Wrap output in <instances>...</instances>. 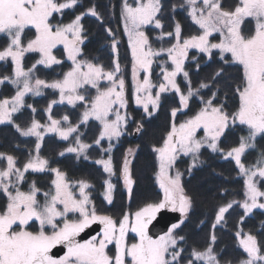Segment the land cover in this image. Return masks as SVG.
<instances>
[{
  "label": "snow or ice",
  "instance_id": "snow-or-ice-1",
  "mask_svg": "<svg viewBox=\"0 0 264 264\" xmlns=\"http://www.w3.org/2000/svg\"><path fill=\"white\" fill-rule=\"evenodd\" d=\"M78 0H65L58 3L57 0H0V34H5L9 43L0 50V61L11 58L15 65L14 78L5 76L0 78V83L10 81L17 86V91L10 99L0 100V124L14 123L13 114L20 111L24 106V98L27 93L41 95L42 88H51L59 91L60 102L67 101L75 106L77 102H84L86 97L80 94V89L90 86L96 90L95 97L90 101L82 116V123L90 117L100 121L103 128L95 144L99 145L105 137H119L122 134L121 125L125 122L118 109L123 108L127 101L124 96L125 80L118 77L121 71L118 60L114 61V69L106 71L102 65L87 60H79L81 44L84 42L83 26L81 24L83 13L75 16L68 24L56 25L50 21L53 13L62 12L64 9L73 8ZM190 9L189 15L193 22L199 25L202 33L181 40V26L175 25V32L161 33L164 36H173L175 43L170 48L154 50L149 43V38L142 30L145 25L155 24L156 28H162L157 14L161 11L160 0H136L135 6L124 0L122 18L124 31L129 38L133 57V79L135 81L136 103L142 104L144 111L149 112V105L153 110L158 108L160 94L169 88L180 93V103L188 107L190 97L195 95L189 86L187 94L181 92L176 82L178 73H183L187 79L189 73L184 70L185 60L189 49H198L201 53L212 56L213 50L218 49L221 59L228 63L223 56L229 53L231 62L242 66V79L235 88L239 105L236 111L229 113L223 104L213 103V97L204 102V107L196 115L180 123H173L171 131L164 139L163 145L154 148L159 161L157 178L159 187L163 190V197L155 202L146 203L134 213V219L125 213L117 221L112 216L98 214L89 193L86 191L90 185L86 181H78L79 196L70 187L66 174L58 168L49 169V161L39 155L41 143L35 145L36 155L23 165L17 167L16 158L6 153H0V160H6V167L0 169V192L7 197V203L3 211H0V264H180L183 260L182 251L178 249L177 229L184 223L179 219L178 223L166 226L164 235L153 239L149 235V225L157 220L158 214L164 210L178 212L181 217H186L192 207L191 197L185 193L181 184V173L170 175L179 153L192 154L197 159L200 149L206 144L213 151H222L218 148V140L230 125H244L248 128V135L241 137L237 147L226 152L225 158H234L240 171L247 177L245 181L247 199L240 204L245 215L253 209H264V203L258 202L264 197V191L257 186L254 178L264 179V156L251 168H245L241 162L242 155L247 149L255 148L258 136L264 137V0H239L234 10H227L222 0H186ZM88 14L96 17L101 23L103 18L96 12L95 7L88 10ZM246 18L255 21L253 34L244 35L241 24ZM26 29H34V38L27 44L23 43V34ZM112 35L111 29H108ZM213 33H220L222 39L219 43H211L209 37ZM57 45H62L68 59L72 61V68L63 75V79L47 83L45 80L35 78L33 72L37 65H58L62 62L53 54ZM117 41L112 40V50L115 52ZM167 52L169 59L174 65L172 71L162 68L163 81L159 84V91L152 95L150 74L153 57ZM25 53H38L39 59L27 70L22 66ZM146 75L143 80L139 79L140 72ZM223 68L219 69L213 79L222 76ZM106 80L109 86L101 88L100 82ZM190 84V81H189ZM201 88L208 87L201 84ZM198 91V90H197ZM143 93L144 95H141ZM53 100L46 111L49 113L50 124L43 125L33 119L26 128L15 125L16 130L24 137L35 136L38 141L43 140L44 129L49 133H58L63 140L78 132V125L69 124L61 126V120L51 116ZM32 108L31 105H28ZM35 112V109L32 108ZM178 109H172L175 117ZM110 114H115V119L110 120ZM67 122V115L62 117ZM142 126L137 127V132ZM203 129L204 137L197 139V131ZM78 147H68L65 151L82 154L90 145L82 143L79 136L76 137ZM129 153L132 149L128 150ZM64 153H61L63 155ZM87 159V156H85ZM103 165L105 172L114 175V167L111 157L107 160H98ZM44 172L49 170L55 174L51 181L53 188L43 193L44 201L38 200L40 189L33 182L28 191H22L19 187L25 179V173ZM122 175L128 193H132L133 179L130 169V161L125 156ZM105 198L109 204L113 200L114 185L105 181ZM91 205V207H90ZM233 207V202L221 206L216 214V223L219 224L225 218V214ZM78 214L77 219H70L69 214ZM243 220V217H241ZM33 222L39 223V230H29ZM102 225L101 233L93 235L90 239L81 242L77 239L85 229L93 224ZM215 224L213 228H215ZM51 228V231H47ZM135 233L139 238L137 242L128 243V233ZM239 243L247 258L239 264H264V253L255 236L243 234L238 231ZM216 236H211V242L203 251L193 249L190 256L195 261H203L204 264H221L212 244ZM109 245H114V252L109 254ZM58 246L63 255L53 252ZM189 259L187 264H193ZM225 264H231L226 261Z\"/></svg>",
  "mask_w": 264,
  "mask_h": 264
},
{
  "label": "trees",
  "instance_id": "trees-1",
  "mask_svg": "<svg viewBox=\"0 0 264 264\" xmlns=\"http://www.w3.org/2000/svg\"><path fill=\"white\" fill-rule=\"evenodd\" d=\"M57 2L63 3L65 0H57ZM160 3L161 11L157 14V18L160 19L162 28H156L155 25L146 28L149 42L155 50L167 48L175 41L174 35L164 36L162 39L160 37L161 33H174L177 23L181 26V39L202 32L199 25L191 19L186 0H160ZM222 3L227 10H234L239 0H222ZM123 4L124 0H78L73 8L53 13L50 21L53 26L68 24L75 16L83 13L81 24L84 42L81 44L79 59L102 65L106 71L113 70L114 61L118 60L121 71L117 74L125 80L128 93L129 116L126 133L116 141L103 139L99 145L95 144L101 132V123L94 118L81 122L84 111L90 107L87 104L96 93V90L90 86L81 89L86 100L77 102L75 106L68 102H60L59 91L55 89L42 88L41 95L27 93L24 106L13 114L14 123L0 124V153L14 156L17 167L23 168L30 157L36 155V143H41L39 155L49 161V169L58 168L65 172L71 181H86L90 185L87 191L97 213L112 216L116 220L121 219L125 213L132 214L146 203L162 198L163 192L157 183L158 160L154 148L163 143L173 123L179 124L193 117L205 106L204 102L213 97V93L216 94L214 104H223L229 113L236 111L239 100L235 88L242 79V66L231 62L229 53L223 54L229 61L225 63L218 49L213 50L211 57L199 52L198 49H191L184 64V70L189 73L188 78L186 79L183 73H178L176 77L181 92L186 95L190 86L196 93L190 97L188 107L181 105L180 93L175 92L174 89L168 90L161 94L158 108L152 110L149 115L136 105L132 97L133 57L129 38L124 31L121 15ZM93 7L103 18V23L88 14V10ZM254 26L252 19L247 18L243 24V33H250ZM108 29H111L112 35H109ZM34 33V29H26L22 37L23 43L31 39ZM113 38L117 41L115 52L112 50ZM8 43V37L1 34L0 50ZM54 52L62 63L51 66L37 65L32 74L33 80L35 78H42L48 82L60 80L72 68V61L66 58L62 47L55 48ZM39 58L38 53H25L22 60L24 69L31 68ZM170 63L166 52L155 57L151 72L156 83L162 80L163 66L170 67ZM221 68H223L222 76L213 79ZM14 69L15 65L10 58L0 61V78L5 76L14 78ZM106 83L101 82L100 86L104 87ZM202 83L207 84L208 87L201 88ZM16 91L17 86L10 81L0 83V100L11 98ZM53 100L57 103L52 105L51 116L60 119L64 124L78 125L77 133H73L68 140H63L56 134H47L42 141H38L37 137H24L16 130L15 125L23 129L28 127L33 119L39 122L47 121L49 113L46 109ZM28 105H31L35 112ZM174 108L178 109L175 117L172 116ZM65 115L69 117L67 122L62 120ZM138 126L142 128L135 137L134 129ZM247 135L248 128L237 122L235 125H230L219 138L218 148L222 151H213L206 145L200 149L195 161L192 154H181L177 157L173 173L177 171L181 173V184L192 200V207L183 219L184 223L176 230L178 236L184 238L178 239L177 250L183 249L181 254L184 258L180 264H187L189 259H193L190 256L193 249L203 251L207 248L212 243L213 234L216 236V241L212 246L221 264H225L226 261L239 264L242 259L247 258V253L239 243L240 237L236 236L238 231L242 235L255 236L264 253V209H253L251 213L245 215L240 204L246 197L247 177L240 171L234 158H225L226 152L237 147L241 137ZM77 136L90 147L79 155L65 151L76 141ZM112 144L113 148L107 149L108 145ZM255 145V148L247 149L241 157V162L247 168L257 165L264 156V137L258 136ZM133 147L135 152L129 153L128 150ZM125 156L131 159L130 169L134 181L131 194L128 193L123 182L122 167ZM109 157L112 159L114 175L105 172L103 165L96 163L100 159ZM3 163L5 160L2 161ZM24 175L25 179L20 188L28 190L35 182L40 189L38 200L42 201L43 193L53 187L51 181L55 174L49 170L44 172L29 170ZM105 181L114 185L111 204L105 198ZM259 187L264 191V179L259 178ZM230 202H233V207L225 214L224 220L217 224L218 209ZM6 203L7 197L0 192V211H3ZM214 224L215 228H213ZM193 264H204V262L193 259Z\"/></svg>",
  "mask_w": 264,
  "mask_h": 264
},
{
  "label": "rangeland",
  "instance_id": "rangeland-1",
  "mask_svg": "<svg viewBox=\"0 0 264 264\" xmlns=\"http://www.w3.org/2000/svg\"><path fill=\"white\" fill-rule=\"evenodd\" d=\"M127 2L129 3V4H132L133 6H135V3H136V0H127ZM198 4H202V0H198ZM189 11H190V9H189ZM247 19V18H246ZM245 19V20H246ZM251 19V18H250ZM252 22L254 23V25H255V21L254 20H252ZM243 24H244V22L241 24V31H242V28H243ZM151 25H155L154 23L153 24H150V25H145V26H143L142 27V30L145 32V34L148 36V34H147V31H146V28L148 27V26H151ZM55 27V26H54ZM254 29H255V26H254V28L252 29L253 31H251L250 33H248V34H244L243 33V31H242V34H244V35H251V34H253V32H254ZM202 33V32H201ZM200 33V34H201ZM1 35V34H0ZM199 35V34H198ZM128 36V35H127ZM34 38V36L31 38V39H33ZM148 38H149V36H148ZM31 39H29V40H31ZM222 39V36H221V34L220 33H213L210 37H209V40H210V42L211 43H219L220 42V40ZM28 40V41H29ZM181 40H183V39H181ZM27 41V42H28ZM27 42H25V44H27ZM150 43V42H149ZM175 43V41L172 43V44H174ZM172 44L170 45V46H168L167 48H170L171 46H172ZM131 46V45H130ZM57 47H62L63 48V46L62 45H57ZM56 47V48H57ZM153 48V47H152ZM167 48H164V49H167ZM154 49V48H153ZM2 50V49H1ZM132 50V49H131ZM155 50V49H154ZM191 49H189L188 50V53H189V51H190ZM55 49L53 50V54L57 57V55L55 54ZM167 53V52H166ZM65 54V56H66V58L68 59V56H67V53L65 52L64 53ZM168 56V55H167ZM11 59V58H10ZM57 59H59L58 57H57ZM77 59H79V57H77ZM168 59H169V57H168ZM70 60V59H69ZM80 60V59H79ZM169 61L171 62L170 63V67H166V66H163V69H167L168 71H172L173 69H174V65L172 64V61L169 59ZM155 62V57H153V63ZM153 63H152V65H153ZM23 66V65H22ZM133 69V68H132ZM151 69H152V66H151ZM71 70V69H70ZM146 74L143 72V71H141L140 72V74H139V79L142 81L143 80V78H144V76H145ZM117 76L118 77H120L118 74H117ZM39 79H42V78H39ZM63 79V78H62ZM35 80V79H34ZM34 80H33V83H34ZM42 80H44V79H42ZM132 80H133V90H132V97H133V100H134V102L136 103V95H137V93H136V91H135V81H134V79H133V71H132ZM150 80H151V83L154 85V87L152 88V95L153 96H155V94L159 91V84L160 83H162V82H164L163 81V73H162V80L160 81V82H155L154 81V79H153V75H152V72H151V74H150ZM46 81V80H45ZM107 82L106 80H102L101 82ZM47 83H51V82H53V81H50V82H48V81H46ZM100 82V83H101ZM109 86V82H107L106 83V85L104 86V87H101V88H106V87H108ZM85 87H87V86H85ZM169 90H173V89H171V88H169ZM80 91V94H82V95H84L85 96V94L81 91V89L79 90ZM97 93H95V95H96ZM162 94V93H161ZM161 94H160V96H161ZM141 95H144L143 93H141ZM124 96H125V99H126V101H127V104H126V106L125 107H123V108H121V107H119V105H115L114 107L116 108V109H118L119 110V112H120V114L122 115V116H124L125 117V122L124 123H122V125H121V131H122V134H121V136L124 134V133H126L127 132V123H128V112H127V105H128V98H127V96H128V93H127V88H126V84H125V90H124ZM13 97V96H12ZM95 96H93L92 97V99L94 98ZM7 99H10V98H7ZM3 100V99H2ZM64 102H67L66 100L64 101ZM87 105H90V102H89V104H87ZM136 105L137 106H139V107H141L143 110H144V108H143V105L142 104H137L136 103ZM87 109V108H86ZM152 110H153V108H152V106L151 105H149V112H152ZM196 115V114H195ZM52 118L53 119H57V118H54L53 116H52ZM90 118H94V117H90ZM89 118V119H90ZM95 119V118H94ZM109 119L110 120H114L115 119V114H110V116H109ZM188 119H190V118H188ZM188 119H186V120H188ZM57 120H60V119H57ZM186 120H184V121H182L181 123H183V122H185ZM100 122V121H99ZM41 124H43V125H48V124H50V120L48 119L47 121H45V122H40ZM180 124V123H179ZM179 124H176L177 126L179 125ZM61 126L62 127H68L69 125L68 124H64L62 121H61ZM74 126V125H73ZM102 128H103V125L101 124V130H102ZM137 127L134 129V136L135 137H137V134H138V132H137ZM171 131V130H170ZM41 132L43 133V137H44V135H47V134H56V135H58V133H49V132H46L44 129H41ZM204 135H205V133H204V131H203V129H199L198 131H197V134H196V136H197V139H200V138H202V137H204ZM59 136V135H58ZM71 136V135H70ZM69 136V137H70ZM121 136H119V137H121ZM60 137V136H59ZM119 137H112L111 139H109L108 137H105L104 139H107V140H109V141H111V140H114V141H116V140H118V138ZM61 138V137H60ZM69 139V138H68ZM80 139V138H79ZM82 143H85L84 141H82V140H80ZM164 142V141H163ZM86 144V143H85ZM89 145V144H88ZM163 145V143L160 145V146H162ZM113 144L111 145V146H109L108 145V147H107V149H109V150H111L113 147ZM160 146H158V147H160ZM204 146H206V144L204 145ZM69 147H78V145H77V143H76V141L74 142V143H72V144H70L69 145ZM135 150V147H133L132 148V152H135L134 151ZM86 152V151H85ZM181 154H183V153H179V155H181ZM191 154V153H190ZM156 155H157V153H156ZM178 155V156H179ZM177 156V157H178ZM107 159H109V158H107ZM107 159H100V160H107ZM129 161H131V159H128ZM158 160V159H157ZM2 161L3 160H0V169H3V168H5L6 167V160H5V163H3L2 164ZM245 168H247V167H245ZM63 172V171H62ZM158 172H159V161H158V169H157V173L156 174H158ZM65 173V172H64ZM66 174V173H65ZM170 175H175L176 173L174 172L173 173V168L170 170V173H169ZM55 178V177H54ZM66 179H67V181L69 182V184H70V187H72V189H73V191L76 193V195H77V197L79 196V188H78V185H77V182L78 181H71V180H69L68 178H67V176H66ZM133 179V178H132ZM255 180H256V182H257V186H258V188H260L259 187V177H257V178H254ZM123 182H124V179H123ZM157 183L159 184V181H158V178H157ZM21 185V184H20ZM20 185H19V187H20ZM124 186H125V184H124ZM133 186H134V183H133ZM133 186H132V188H133ZM53 188V187H52ZM125 188H126V190H127V187L125 186ZM21 190L22 191H28V190H24V189H22L21 188ZM260 190L262 191V189L260 188ZM86 191H87V189H86ZM128 191V190H127ZM88 192V191H87ZM162 192H163V190H162ZM162 197H163V195H162ZM247 199V197H245V199L241 202V204L245 201ZM40 201V200H39ZM43 201H44V199L42 200V201H40L41 203H43ZM258 202H260V203H264V197H261V198H259V200H258ZM90 207H91V205H90ZM143 207V206H142ZM141 208V207H140ZM140 208H138L137 210H135L132 214H129L130 215V217L131 218H133L134 219V213L136 212V211H138ZM99 214V213H98ZM101 215H103V214H101ZM69 218L70 219H77L78 218V214H69ZM185 217H183V219H184ZM120 220V219H119ZM119 220H117V221H119ZM103 227V226H102ZM29 230H31V231H37V230H39V223L38 222H33L32 223V226H31V228L29 229ZM47 231H51V228H48L47 229ZM165 234V233H164ZM164 234H161V235H164ZM150 235V234H149ZM161 235H159V236H161ZM158 236V237H159ZM158 237H155V238H153V239H157ZM138 237L136 236V234L135 233H132V232H129L128 233V236H127V240H128V243L130 244V243H133V242H137L138 241ZM109 254L111 255L113 252H114V245H109Z\"/></svg>",
  "mask_w": 264,
  "mask_h": 264
},
{
  "label": "water",
  "instance_id": "water-1",
  "mask_svg": "<svg viewBox=\"0 0 264 264\" xmlns=\"http://www.w3.org/2000/svg\"><path fill=\"white\" fill-rule=\"evenodd\" d=\"M182 219L183 217L180 216L178 212L174 213L170 210H164L161 214H158L157 220L153 221L152 224L149 226V234L152 237H158L161 234H164L166 232V226L170 227L172 223L179 222V219ZM102 225L100 224H93L88 229H85L84 232L80 234V238H87L95 233H97L99 230H101ZM61 248H56L54 253L61 254L63 253L60 251Z\"/></svg>",
  "mask_w": 264,
  "mask_h": 264
},
{
  "label": "flooded vegetation",
  "instance_id": "flooded-vegetation-1",
  "mask_svg": "<svg viewBox=\"0 0 264 264\" xmlns=\"http://www.w3.org/2000/svg\"><path fill=\"white\" fill-rule=\"evenodd\" d=\"M150 226V225H149ZM102 230V228H101ZM101 230H99L97 233H95L94 235H97L98 233H101ZM93 236V235H92ZM92 236L87 237V238H80V236L77 237L78 240H80L81 242H83L84 240H88L90 239ZM154 238V237H153ZM57 248H62V246H58ZM55 251V249H53V252ZM60 255H63V253H61Z\"/></svg>",
  "mask_w": 264,
  "mask_h": 264
}]
</instances>
